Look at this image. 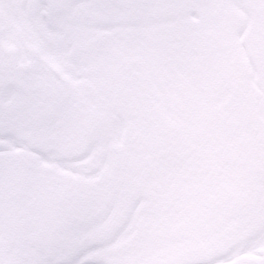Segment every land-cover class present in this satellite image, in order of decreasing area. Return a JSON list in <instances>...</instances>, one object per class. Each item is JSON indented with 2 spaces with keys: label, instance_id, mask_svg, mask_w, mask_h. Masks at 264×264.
<instances>
[{
  "label": "snow or ice",
  "instance_id": "1",
  "mask_svg": "<svg viewBox=\"0 0 264 264\" xmlns=\"http://www.w3.org/2000/svg\"><path fill=\"white\" fill-rule=\"evenodd\" d=\"M0 264H264V0H0Z\"/></svg>",
  "mask_w": 264,
  "mask_h": 264
}]
</instances>
